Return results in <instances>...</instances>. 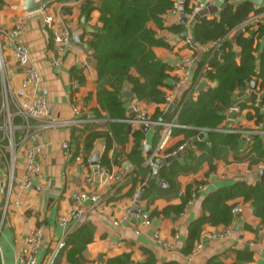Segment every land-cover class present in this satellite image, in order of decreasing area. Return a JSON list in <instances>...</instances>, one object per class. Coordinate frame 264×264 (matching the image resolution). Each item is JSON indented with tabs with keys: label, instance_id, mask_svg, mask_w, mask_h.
I'll list each match as a JSON object with an SVG mask.
<instances>
[{
	"label": "crops",
	"instance_id": "0c3cea01",
	"mask_svg": "<svg viewBox=\"0 0 264 264\" xmlns=\"http://www.w3.org/2000/svg\"><path fill=\"white\" fill-rule=\"evenodd\" d=\"M99 1L58 0L45 7L42 12L30 16H23L13 8L19 3V0H2L0 2V137L5 138L3 142H7L5 131L1 128L5 120V116L1 112L5 78L9 80L12 88L19 92V96L22 95L21 82L24 78V68L19 66L14 58L13 44L9 37H12V31L18 23H23L25 29L16 39L29 46L31 63L41 71L42 81L39 92L46 95L49 100V119L74 120L77 117L84 119L79 123L71 122L41 132L40 137L46 143V148L39 161L43 174L51 177L53 184L50 187L35 184L31 189H24L15 182L6 211L3 205L6 196L1 189L8 181V166L6 162L1 164L0 264H19V254L26 235L37 226H42L44 230V245L39 252L37 264H47L57 252L58 243L61 240L65 241L68 235L82 224L93 226L92 241L81 252H76V248H68L63 253L60 264H109L111 259L125 255L130 257L129 264L148 263L150 259H152L153 264H211L214 258H217L220 264H264V226L261 225L260 219L255 216L253 204L245 202L241 198L235 200L236 206H240L241 210L235 211V206V218L230 225L204 224L201 239L196 241L194 245L195 247L197 244H202L201 250L194 254L192 259H189V256L193 250L190 253L184 252L189 227L193 221L205 214L203 203L210 192L229 186L238 180H246L249 183L261 181V179H255V173L259 172L256 170V164L251 165L249 160L237 158L231 147L220 146L215 155L207 154L208 158L199 164L196 171L179 174L176 177L178 193L157 195L158 191L154 190L149 198L143 196L139 204L140 211L137 214L132 212L137 202L135 193L140 192L143 186L139 182L135 185L131 182V171L134 168L127 169L126 163L129 162L123 163L127 169L124 172L122 171L123 165H113L111 172L108 171L110 174L119 175L118 179L113 180L106 176L105 180L100 177L101 179L95 178L94 182L89 183L86 180V175L94 168L79 170L77 162L69 158L67 150L63 148L62 144L65 140L71 141L79 134L75 130V126L107 120V113L102 110L99 103L101 90L97 88L95 83L97 76L90 55L91 51L87 44V40L91 37L90 33L102 26L100 11L94 8ZM192 3L193 0H190V6ZM211 5L218 6L220 9L222 4L213 2ZM258 6H264V2L261 5L256 4V7ZM220 11L207 16L216 17ZM49 13L55 14L58 18L57 21L60 19L66 21L73 31V36L81 34L82 44L73 41L71 48L62 56L60 65L53 64V59L58 56V52L54 43L53 30L45 23V16ZM165 18L169 26L180 23L181 19L180 14L172 11H169ZM259 22H264V10L260 13L253 12L248 23L257 24ZM242 28L245 30L244 25ZM239 29L232 31L229 37L233 39ZM158 32L166 37L172 45L171 49L155 48L157 55L173 66L170 71V87H164V97L173 96L175 102L182 103L183 100L191 96L196 98L202 90L217 86V81L203 75V68L200 72L198 71L199 64L205 54L211 51L215 44L197 46L193 52L195 62L191 80L178 85L177 82L182 75L178 66V63L181 62L179 59L181 60L185 54L189 53L188 47L185 46L178 34L169 29L158 30ZM256 45L259 49L263 47L262 41H257ZM236 49L240 51L239 47ZM173 60H177V62L174 63ZM1 62H3V69H1ZM203 83H206V86H202ZM192 84L196 85L195 89L187 98L188 88ZM127 88L131 89L129 85L125 87V89ZM261 91V89H256L257 93L260 92L259 94ZM241 92L243 91H237L235 95ZM90 93L91 99L86 103L85 97ZM243 93H245L243 97L237 96L235 99L237 102L234 107L237 106L239 109L234 113L231 112V109L227 111L226 118L217 128L218 131L228 132L227 129L238 128L249 132L258 128L259 124L255 118L250 117V113L254 112L253 109L248 106L242 107L239 104V101L251 103L245 101V98L250 95L251 89L249 88ZM123 100L127 108L129 105L137 106L151 119H153L152 116L156 110L160 109L165 113L168 108L167 102H147L139 100L135 94L133 96L124 94ZM75 107L81 108L82 115H77ZM95 109L100 110L102 118L97 117ZM129 114L127 109L128 118ZM128 118H125L124 121ZM16 122L19 123L20 118H17ZM184 127L187 126H176L172 129V133L159 156L173 154L180 150L182 145L187 144L186 146H188V142H186L180 145L178 149L170 152L184 139V134H174V129ZM104 128L101 127V129ZM134 128L142 127L135 124L132 125V129ZM156 130L157 128L153 126L148 132H145L143 153L147 165L150 155L147 153L146 147L151 146L152 152H154L161 138H156ZM209 130V128L201 129V132L206 133L204 141L210 142ZM247 132L246 134L241 132L244 135V143L251 142L247 139L246 135H249ZM23 135L24 130L17 129L18 154L15 171L17 181L23 179L25 175V149L20 145ZM80 144L83 146V139H81ZM132 144L131 140L127 144V151L130 150ZM189 148H194L197 156L204 154V150L199 149L196 144ZM95 149L99 155L103 153L106 149L105 142L98 140ZM188 149L179 159L180 161ZM113 153L114 150H111L109 156H112ZM249 169L252 171L251 174L247 173ZM158 179L159 182L155 183L157 186L169 187V182L161 178L160 175ZM162 181L166 182L165 185H161L160 182ZM202 183L208 185L206 191L198 190V186ZM189 186L192 187L194 195L184 210L177 212ZM181 190L184 192L183 195L179 194ZM83 191L99 193L103 197L102 201L94 203L87 199L81 204L78 196ZM128 191H131L132 194H127ZM16 201H19V204H15ZM80 204L84 208L83 218L79 222H69L67 227L62 226L61 219L69 215ZM129 209H131V214L127 217ZM141 211L149 213L150 225L143 224L139 215ZM225 228H231L230 237L214 238L211 236ZM155 234H159L163 240L170 242L172 247H165L157 242ZM245 250H249V253L252 254L249 261L244 260ZM77 258L80 260L78 261Z\"/></svg>",
	"mask_w": 264,
	"mask_h": 264
},
{
	"label": "trees",
	"instance_id": "16d2710c",
	"mask_svg": "<svg viewBox=\"0 0 264 264\" xmlns=\"http://www.w3.org/2000/svg\"><path fill=\"white\" fill-rule=\"evenodd\" d=\"M176 1L100 0L94 7L100 11L102 26L90 33L91 37L87 44L97 76L95 83L101 90L99 103L102 110L107 113V120L75 126L79 134L71 140V144L75 146L76 153L82 150L86 161L94 155L96 142L103 140L106 149L99 155L100 168L111 172L113 165L131 163L134 168L131 171L133 185L138 182L142 186L148 184L153 167L145 164L143 153L145 131L142 128L129 129L128 123L124 121L128 115L123 91L129 85L139 100L162 102L165 95L164 87H170V71L173 66L159 57L155 48L171 49L172 45L166 37L159 34L158 30L169 29L179 36L187 30V24L178 23L170 26L167 24L165 15L174 8ZM189 1L186 0L183 7L185 15L192 12ZM263 10L264 6L256 7L252 0H243L240 4L228 2L218 16L213 18L203 16L192 28L193 40L198 45L220 44L216 49L214 45L211 51L205 54L198 67L200 72L208 63L209 67L203 75L217 81L218 84L216 87L202 90L196 98L191 96L182 101L177 122L187 127L174 129L173 133H183L184 139L170 152L198 136L204 128L210 129V142L201 140L196 143L199 149L204 150V154L197 156L194 148H189L181 161L162 166L159 175L169 182V187L152 184L144 192V198L152 196L154 190L158 191L157 195L178 193L176 177L181 173L196 171L199 164L208 158L207 154L215 155L222 145L231 147L237 158L249 160L251 165L264 161V136L255 134L249 139L250 143H244V135L239 131L217 130L226 118L227 111L237 102L232 99L237 91L248 90L253 81L256 82V89L264 90V22L248 23L253 12L260 13ZM152 23L154 25H151ZM243 25L245 30L235 39H231L229 34ZM257 41H262V49L256 45ZM236 47H239L240 51H237ZM90 99L91 93L85 97L86 103ZM239 104L253 109L250 117L255 118L257 124L264 122V99L263 107L257 101L251 103L239 101ZM95 111L97 117L102 118L100 110ZM163 115L164 111L158 109L152 118L160 120ZM163 129V126L157 127L156 138L161 137ZM81 139L83 146L80 144ZM131 140L133 144L127 151V144ZM244 144L247 145L241 147ZM111 150H114V153L109 156ZM123 170L127 169L124 167ZM127 194L132 193L128 191ZM193 195L192 187L189 186L177 212L184 210ZM237 198L253 204L255 216L264 226V180L255 183L238 180L206 196L203 203L205 214L191 223L184 252H192L195 242L201 239L204 224L228 226L233 222ZM92 232V225H79L68 235L52 264H60L63 253L70 247L76 248V252H81L92 241ZM244 252V260L249 261L252 254L249 250ZM129 262V255H125L111 259L109 264ZM141 264H153L152 259ZM211 264H220V261L214 258Z\"/></svg>",
	"mask_w": 264,
	"mask_h": 264
},
{
	"label": "built area",
	"instance_id": "2783aa9c",
	"mask_svg": "<svg viewBox=\"0 0 264 264\" xmlns=\"http://www.w3.org/2000/svg\"><path fill=\"white\" fill-rule=\"evenodd\" d=\"M225 1L226 0H193V3L191 5L192 12L190 14H186V16L190 20L196 13L210 6L213 2L222 4ZM233 1L236 0H229L228 2ZM180 7L181 1L177 0L175 2L174 8L171 11L176 14H181ZM57 19L58 18L55 14L49 13L45 16L46 25L53 30L54 43L58 52V56H55L53 59V64L60 65L62 56L65 55V53L73 45V31L66 21H64L63 19L57 21ZM24 29V24L18 23L15 25L12 31V37L9 36L8 33V36L10 37V40L13 44L14 58L17 64L24 68V78L21 82L22 95L19 96V92L12 88L9 80L5 78L6 74L4 75L5 89L1 112L4 114L5 120L1 128L5 131V137L7 142L4 143L3 139L5 138L0 137V166L3 162H6L8 166V181L7 184L3 185L1 189L2 193L6 196V199L3 204L5 211L9 206L10 196L15 186V182H17V185L19 187L24 189H31L34 187L35 184L42 185L43 187H50L53 184V179L43 174L42 167L39 161L41 154L46 148V143H44L40 137L41 132L46 129L65 125L71 122L79 123L84 121L83 118L79 117L75 118L74 120L49 119V100L46 95L39 92L42 81L41 71L38 67L34 66L31 63V50L29 46L21 40L16 39L18 35L23 33ZM185 32L187 33V35L184 39H182V42L185 44V46L188 47L189 53L185 54L182 57L181 62L178 63V66L182 71V75L179 81L177 82L178 85H182L191 80L193 66L195 62L193 52L197 49L198 46V44L195 43L193 40L192 27L188 23L187 30ZM219 46V43L216 44L215 49ZM2 67L3 62H1V69H3ZM208 67V63H206L203 66L202 72H204ZM195 86V84H192L188 88L187 98L192 94L195 89ZM263 92L264 90L261 91V93ZM166 99L167 104L175 102L173 96H167ZM232 108H235L236 110L239 109V107L237 106ZM180 109L181 103L177 102V112L175 113L173 119L169 121H162L151 119L149 116H147L145 112L141 111L137 106H134V111L137 113V118L132 119L129 117L128 119H126L129 124H137L141 127L145 125L149 129L153 126L164 127L158 146L156 150L150 154L149 159L147 161L148 164H150L152 167H154L157 157L165 158L171 155L168 154L164 156H159L172 133V129L176 126H183L177 122V117ZM75 111L77 115H82V110L80 107H75ZM17 118H20L19 123L16 122ZM17 129L24 130V135L20 140V145L24 147L26 156L25 175L23 179H20L18 181L15 176L18 154V143L16 140ZM227 131H239L243 132L244 134H246L247 132L242 131V129L238 128H230L227 129ZM247 133H249V135H246L248 140L255 134H260L264 136V122L260 123L255 131H249ZM62 145L63 148L67 150L69 158L75 159L78 164L79 170H87L89 167L94 168V166L92 165L93 156H90L88 160L85 161L82 155V150L80 149L79 152L76 153V148L73 144H71L70 140H65ZM186 145L187 144L182 145L180 149L184 148ZM174 153H177V151ZM98 167L100 177L106 175L108 176V178L113 180L119 178V175L110 174L107 170L101 169L99 165ZM256 168L257 171L263 170L264 161H260L258 164H256ZM122 171L124 172V170ZM247 173L251 174L252 171L249 169L247 170ZM95 175L96 174L94 170L89 171L86 175L87 182H94ZM207 189L208 185L206 183H202L198 186V190L206 191ZM183 193L184 192L182 190L179 192L180 195H183ZM138 194L139 192L135 193V197H138ZM78 198L80 200V203L82 204V202H85V200L87 199L92 200L94 203H99L100 201H102L103 197L97 192L83 191L80 193ZM15 204H19V201H16ZM81 204L75 207L69 215L64 216L61 219L60 223L62 226L67 227L69 222H79L83 218L84 208ZM239 210H241L240 206H236L235 211ZM129 214H131V209L127 211V217ZM139 215L144 225L147 226L151 224V219L148 212L141 211ZM115 223L118 224V222ZM231 234V228H225L222 231L213 233L211 236L214 238H228L231 236ZM155 239L157 242L164 245L165 247H172V244L166 240H163L159 236V234H155ZM64 244L65 241L61 240L58 243L57 251H59L64 246ZM43 245L44 230L42 226H37L26 235L25 242L19 254V264H37L39 252L43 248ZM201 248L202 244H197L194 247L192 254L189 256V259H192L193 255L198 253ZM55 255L48 261L47 264L53 263Z\"/></svg>",
	"mask_w": 264,
	"mask_h": 264
},
{
	"label": "water",
	"instance_id": "95a60500",
	"mask_svg": "<svg viewBox=\"0 0 264 264\" xmlns=\"http://www.w3.org/2000/svg\"><path fill=\"white\" fill-rule=\"evenodd\" d=\"M56 1H58V0H19V3L14 5L13 8L15 10L19 11L23 16H30V15H34V14L42 12L45 7H47L48 5H50V4H52V3L56 2ZM228 1L229 0H226L224 3H222V5L220 6V9H219L218 6L210 5V6L206 7V8H204V9H202L200 12L196 13L190 20L188 19V17L184 13V8L183 7L186 4V1H182L181 2V7H180V11H181L180 23H183V24H187L188 23L193 28L194 25L196 24V22L201 17L207 16L209 14H214V13L218 12L219 10H222L226 6ZM252 1L255 2L256 4H259V5H261L264 2V0H252ZM241 2H242V0L233 1V3H235V4H240ZM243 30H244L243 28H240L235 33V35L233 36V39H235L237 37V35L239 33H241ZM186 35H187V33L183 32L180 35V38L184 39L186 37ZM73 41L78 43V44H82L81 43V34H75L73 36ZM179 61H181V60L179 59ZM173 62L175 63V62H177V60H173ZM202 86H206V83H203ZM250 89H251V93H250L249 96H247L245 98V101H247V102L257 101L258 104L261 107H263L264 92L261 93V94H258L256 92V82H254V81L251 83ZM124 94L126 96H133L134 95L133 91L131 89H129V88L124 90ZM244 95H245V93L241 92L238 95H233L232 99L235 100L237 98V96L243 97ZM162 101L163 102H167L166 97H163ZM127 109L130 112L129 117L132 118V119H136L137 118V113L134 111V107L132 105H129ZM235 111H236L235 108H231V112L232 113H234ZM176 112H177V102L169 103L166 112L164 113L163 117L160 120L169 121V120L173 119V117H174ZM263 113H264V109H263ZM157 127L158 126H156V128ZM128 128L132 129V124H128ZM142 129L145 132H148V130H149V128L147 126H145V125L142 126ZM205 135H206V133L203 131L196 138H193V139L189 140L188 141V146H185L184 148L178 150L177 153L171 154V155H169V156H167L165 158L159 157V158L156 159L155 165L153 167V175H152V177L150 179L149 185L148 184L144 185L142 190L138 194L137 202H136L135 206L132 209V212L134 214H137L140 211L139 204H140V201L143 199L144 192L149 188L150 185L159 182L158 176H159V172H160L161 167L164 166L165 164H171V163L179 160L183 156L184 152L189 147H193V145L196 144L199 140H204L205 139ZM146 151L150 155L152 153L151 146H147L146 147ZM92 165L94 166V172L96 174L95 178L98 179V180L101 179L100 176H99V167H98V165H99V152L98 151H96L94 153V155H93ZM126 167H127V169H132L133 168V166L130 163H126ZM101 177H102V180L106 179V175H103ZM255 179L256 180H258V179L264 180V169L259 171V172H257V173H255ZM160 183H161V185H165L166 182L162 181Z\"/></svg>",
	"mask_w": 264,
	"mask_h": 264
}]
</instances>
